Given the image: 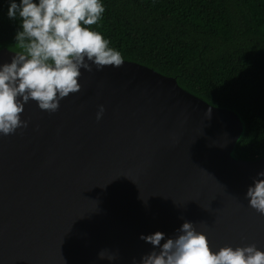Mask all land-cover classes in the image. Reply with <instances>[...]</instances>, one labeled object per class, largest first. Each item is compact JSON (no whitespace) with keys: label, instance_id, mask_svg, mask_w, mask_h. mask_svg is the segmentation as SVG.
<instances>
[{"label":"water","instance_id":"1","mask_svg":"<svg viewBox=\"0 0 264 264\" xmlns=\"http://www.w3.org/2000/svg\"><path fill=\"white\" fill-rule=\"evenodd\" d=\"M16 51L1 45L0 63ZM123 61L81 69L55 112L30 100L27 127L0 135V264H109L102 248L131 264L152 247L140 234L173 236L185 220L213 251H264V215L244 197L264 157L235 155L242 117Z\"/></svg>","mask_w":264,"mask_h":264},{"label":"trees","instance_id":"2","mask_svg":"<svg viewBox=\"0 0 264 264\" xmlns=\"http://www.w3.org/2000/svg\"><path fill=\"white\" fill-rule=\"evenodd\" d=\"M18 2V0H17ZM90 25L123 59L176 76L188 91L236 111L245 130L235 155L264 157V0H102ZM0 0V46L19 51V21Z\"/></svg>","mask_w":264,"mask_h":264},{"label":"clouds","instance_id":"3","mask_svg":"<svg viewBox=\"0 0 264 264\" xmlns=\"http://www.w3.org/2000/svg\"><path fill=\"white\" fill-rule=\"evenodd\" d=\"M104 12L102 0H9L6 15L19 21L14 33L19 51L13 52L10 62L0 63V135L27 127L20 114L30 100L41 110L55 112L62 98L79 91L81 69L122 65L121 53L87 27L98 25ZM104 110L97 106V121ZM204 114L210 119L211 108ZM244 197L249 207L264 215V168L252 178ZM138 238L152 247L139 261L133 257L131 264H264V251L255 244L211 250L203 232L187 220L173 236L156 231ZM97 259L112 264L116 255L102 248Z\"/></svg>","mask_w":264,"mask_h":264}]
</instances>
